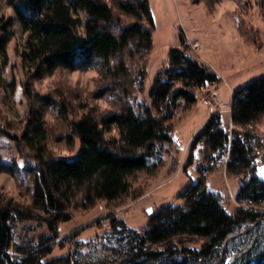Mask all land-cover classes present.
<instances>
[{"label": "trees", "instance_id": "obj_1", "mask_svg": "<svg viewBox=\"0 0 264 264\" xmlns=\"http://www.w3.org/2000/svg\"><path fill=\"white\" fill-rule=\"evenodd\" d=\"M0 3L18 21L21 41L14 54L26 103L17 121L0 112V134L14 143L19 157L7 161L0 154V172L20 190L17 197L0 192V264H220L226 237L264 218V179L258 176L263 141L256 137L264 117V78L233 93L229 111L211 114L192 145H199L203 171L223 164L226 174L241 179L235 200L243 206L224 202L220 192L208 189V178H199L177 195V205L162 207L145 226L130 229L113 211L164 182L162 153L183 149L174 139L183 120L177 113L191 112L217 75L189 54L181 37L152 82L148 103L136 110L133 98L145 87L152 50L149 0ZM260 5L264 15V0ZM12 20L0 12V88L8 99L15 80L6 81L1 70L9 64ZM90 69L97 77L87 99L61 82L43 92L34 88L35 81L61 71ZM92 97L110 107L89 105ZM141 175L144 183L133 184ZM96 209L105 215L65 228L74 214L85 217ZM102 221L106 228L83 238ZM248 239L238 236L225 244V251L242 252L232 264H249L264 253L255 245L243 252Z\"/></svg>", "mask_w": 264, "mask_h": 264}, {"label": "rangeland", "instance_id": "obj_2", "mask_svg": "<svg viewBox=\"0 0 264 264\" xmlns=\"http://www.w3.org/2000/svg\"><path fill=\"white\" fill-rule=\"evenodd\" d=\"M209 2L210 4H207V0H149L154 23L152 50L147 75L144 79L145 87L143 91L135 94L134 108L138 110L140 105L148 103L147 95L151 84L157 73L168 66L169 49L179 47L181 37L185 40L189 54L208 66L219 80L209 88L200 91L199 98L191 112L178 111V117H183V120L174 133V139L183 149L179 152L170 148V151L168 149L162 153V171L168 172L167 177L163 176L164 182L162 181V184L147 192L143 197L113 211V214L118 219H122L126 227L130 229L145 226L149 218L162 207L177 205V195L190 182L195 183L199 178L203 180L208 178V189L220 192L224 196V202L229 201L230 205L243 206L235 200V195L242 183L241 179L226 174L223 164L218 166L213 163L212 173L206 168L203 171L205 164L198 153L199 145L194 149L192 145L196 142L194 139L203 123L211 114L216 111H229L233 93L257 79L264 78V15L260 0H210ZM0 12L13 17V38L7 45L9 64L2 68L1 74L6 81L15 80L14 94L11 99L7 97L8 91L0 88V112L12 121H17L16 114L19 117L23 116L26 110L22 93L21 62L14 54V47L21 41V34L18 21L2 3H0ZM96 77L97 72L92 69L61 71L54 77L35 81L34 88L38 92H43L53 84L61 82L65 90H78V95L86 98L94 90ZM89 105L96 106L101 111L110 107L106 100L94 97L90 98ZM256 127V137L263 141L259 150L260 158H258L260 167L264 164V117L256 124ZM231 128L233 129L232 126ZM190 147H192V152L189 150ZM58 153L59 155L67 154L60 149ZM0 154L4 160L10 161L14 157L19 161L14 143L1 134ZM200 166L201 169H198ZM144 177L142 175L137 177L136 183L133 182V184L144 183ZM0 192L15 197L20 194V190L16 189L14 179L5 172H0ZM260 207L263 209L264 204H260ZM229 209L231 208L228 207ZM104 215H101L99 209L91 211L85 217H82L81 213L74 214L72 224L65 228L68 229L74 225L85 226ZM100 226L101 229L98 227V230L97 228L86 230L82 235L83 238L93 237L96 231L100 232L106 228V222L102 221ZM233 233H236L235 237L243 236L244 240L249 238L243 252L253 245L258 250L264 249V218L254 223H244ZM224 246H221L223 255L219 263L232 264L242 252L232 249L225 251ZM263 255L264 253L258 255L249 264L259 258L258 262Z\"/></svg>", "mask_w": 264, "mask_h": 264}, {"label": "water", "instance_id": "obj_3", "mask_svg": "<svg viewBox=\"0 0 264 264\" xmlns=\"http://www.w3.org/2000/svg\"><path fill=\"white\" fill-rule=\"evenodd\" d=\"M261 170H264V164H262V165L260 166L259 170H258V176H259L261 179H264V177H262V176L259 174V173L261 172ZM235 236H236V233H235V234H234V233L229 234V235L226 237V239L224 240L222 246H224V245L226 244V242H227L229 239H231V238H233V237H235ZM263 259H264V256L262 257V260H260L257 264H260V263L263 261Z\"/></svg>", "mask_w": 264, "mask_h": 264}, {"label": "bare ground", "instance_id": "obj_4", "mask_svg": "<svg viewBox=\"0 0 264 264\" xmlns=\"http://www.w3.org/2000/svg\"><path fill=\"white\" fill-rule=\"evenodd\" d=\"M259 168H260V167H259ZM263 256H264V255H263ZM263 256H262V257H263ZM262 257L260 258V260H262ZM258 259H259V258H257L252 264H257V263L260 261V260H259V261L257 262ZM263 261H264V259H263ZM263 261H262V262H263ZM262 262H261V263H262ZM261 263H260V264H261Z\"/></svg>", "mask_w": 264, "mask_h": 264}, {"label": "snow or ice", "instance_id": "obj_5", "mask_svg": "<svg viewBox=\"0 0 264 264\" xmlns=\"http://www.w3.org/2000/svg\"><path fill=\"white\" fill-rule=\"evenodd\" d=\"M262 177H264V170H261V172L259 173Z\"/></svg>", "mask_w": 264, "mask_h": 264}]
</instances>
